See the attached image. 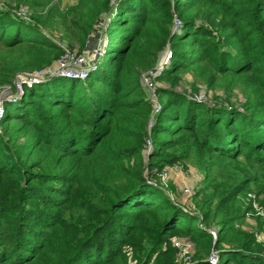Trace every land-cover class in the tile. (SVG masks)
I'll list each match as a JSON object with an SVG mask.
<instances>
[{
  "label": "trees",
  "instance_id": "16d2710c",
  "mask_svg": "<svg viewBox=\"0 0 264 264\" xmlns=\"http://www.w3.org/2000/svg\"><path fill=\"white\" fill-rule=\"evenodd\" d=\"M25 5L31 22L12 13ZM96 34L88 79L52 78L4 106L0 264H178L172 238L193 244L191 264L212 249L219 264H264V0H14L0 5V91L61 45L93 59ZM168 48L148 132L142 78ZM189 164L201 178L189 204L146 184Z\"/></svg>",
  "mask_w": 264,
  "mask_h": 264
},
{
  "label": "built area",
  "instance_id": "2783aa9c",
  "mask_svg": "<svg viewBox=\"0 0 264 264\" xmlns=\"http://www.w3.org/2000/svg\"><path fill=\"white\" fill-rule=\"evenodd\" d=\"M12 13L20 20L24 22H31V13L25 6H19L12 10ZM182 26V23L177 17H174L172 32L177 33ZM61 55L58 59L51 65L44 67L38 71H35L31 74H19L15 77L13 82V87L4 86L0 91V120L4 117L5 114V104L6 103H14L22 98L28 89L33 88L35 85L44 83L52 78H64L70 80H80L84 81L89 78L90 74L96 71V57L93 59L88 58V56L84 54H78L77 52L71 50L65 45H61ZM104 51L102 47L98 51V56L102 55ZM171 51L168 48L161 58L159 64L153 69L148 70L143 78V84L147 90L149 100L153 105L152 115L147 125V130L150 132L156 123V116L162 111L163 103L160 99V95L157 92V88L159 87L158 78H160L169 64L171 59ZM146 152L144 155V159L148 158V153L152 149V139L149 134L145 140ZM176 167V166H175ZM182 166H177L178 169H181ZM166 177H167V168L162 170L158 174V180H154L152 178L146 177V184L155 188H160L165 190L166 193L170 196L169 192L166 190ZM184 192L186 195L191 196L193 191L191 187H185ZM248 197L254 198L249 195ZM171 198V196H170ZM172 199V198H171ZM173 200V199H172ZM253 207L256 209L258 215L264 216V211L259 210V208L253 203ZM192 209H194L192 207ZM213 239V244L217 240L216 230L210 229L208 230ZM172 245L178 249V264H191L192 254L194 246L188 240L184 238H173ZM208 264H219V252L215 249H212L209 255L205 260Z\"/></svg>",
  "mask_w": 264,
  "mask_h": 264
},
{
  "label": "rangeland",
  "instance_id": "374dc122",
  "mask_svg": "<svg viewBox=\"0 0 264 264\" xmlns=\"http://www.w3.org/2000/svg\"><path fill=\"white\" fill-rule=\"evenodd\" d=\"M60 2H61V8H64L66 6H70V5L75 4L76 0H60ZM0 5H2V6L8 5V6L13 7L14 0H0ZM25 7L29 10L30 13H32V10L28 6L25 5ZM96 36H97V34L95 35V37ZM114 38L115 37L113 36V33H109V35H108L109 43L106 46L107 52H109L110 46H111L112 42L114 41ZM100 42H101V38L99 39V42H95V45H94V46H98V50L102 47ZM73 51H75V50H73ZM75 52H77V51H75ZM88 58H89V56H88ZM107 61H108V54L105 55L100 60L101 64H104V63L106 64ZM36 71H38V70H36ZM11 106H13V105L7 104L6 108L7 107L10 108ZM145 160H147V159L145 158ZM177 166H182V165H176V167L167 168V177H166V181H165L166 187H167L166 190H167V192H169V194L173 200H175L176 197L178 199L182 198L183 202H186L187 204H189L188 200L190 201L191 197L186 195V193L184 192V188L185 187H191V189H192L196 180L200 181L201 178L194 171L195 168L191 164H189V169H185L183 166L181 167V169H178ZM190 204H191V202H190ZM190 206L192 209L193 205H190ZM262 211H264V209ZM258 213H261V212H257V214ZM260 217L264 218L263 215H260ZM249 221L253 222L252 219H249ZM257 237H258L259 242L264 243V225H263L261 231L258 233Z\"/></svg>",
  "mask_w": 264,
  "mask_h": 264
},
{
  "label": "water",
  "instance_id": "95a60500",
  "mask_svg": "<svg viewBox=\"0 0 264 264\" xmlns=\"http://www.w3.org/2000/svg\"><path fill=\"white\" fill-rule=\"evenodd\" d=\"M99 39H100V36L97 35V36L95 37L96 42H99ZM90 50H91V51H92V50L95 51V57L97 58V57H98V51H99V50H98V46H94V47H92Z\"/></svg>",
  "mask_w": 264,
  "mask_h": 264
},
{
  "label": "crops",
  "instance_id": "0c3cea01",
  "mask_svg": "<svg viewBox=\"0 0 264 264\" xmlns=\"http://www.w3.org/2000/svg\"><path fill=\"white\" fill-rule=\"evenodd\" d=\"M94 54H95V51H94ZM174 167H175V166H174ZM194 181H195V180H194ZM198 181H199V180H196V182H198ZM196 182H195V183H196ZM172 239H173V238H172ZM185 239H186V238H185Z\"/></svg>",
  "mask_w": 264,
  "mask_h": 264
}]
</instances>
